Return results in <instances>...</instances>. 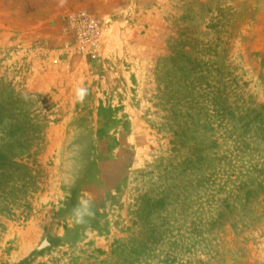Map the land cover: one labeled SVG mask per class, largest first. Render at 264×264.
I'll use <instances>...</instances> for the list:
<instances>
[{"label": "rangeland", "instance_id": "1", "mask_svg": "<svg viewBox=\"0 0 264 264\" xmlns=\"http://www.w3.org/2000/svg\"><path fill=\"white\" fill-rule=\"evenodd\" d=\"M7 143L0 264H264V0H0Z\"/></svg>", "mask_w": 264, "mask_h": 264}, {"label": "trees", "instance_id": "2", "mask_svg": "<svg viewBox=\"0 0 264 264\" xmlns=\"http://www.w3.org/2000/svg\"><path fill=\"white\" fill-rule=\"evenodd\" d=\"M12 149V144L11 143H7L5 144V146L0 147V205L2 202H4L6 205H8L7 209H10V201L13 199L11 198L12 193H14L15 190H18V186L14 185V182L10 183V179L12 178V173L11 171L12 169H10L12 167V165H14L15 169L19 170V168H25V174L29 173V169L27 164L24 163H17L13 160L10 159L9 157V151ZM9 183V184H8ZM22 186V185H19ZM8 188V190L6 191L5 189ZM34 189V188H33ZM33 189H31V191H34ZM7 193H9L8 196ZM8 198V199H7ZM5 199H7L6 201H4ZM3 211V208L0 207V212ZM138 255V253L136 254ZM138 258V257H136ZM130 259L128 260L129 262H127V264H131L135 261V259ZM115 264H125V261H121V262H116Z\"/></svg>", "mask_w": 264, "mask_h": 264}, {"label": "clouds", "instance_id": "3", "mask_svg": "<svg viewBox=\"0 0 264 264\" xmlns=\"http://www.w3.org/2000/svg\"><path fill=\"white\" fill-rule=\"evenodd\" d=\"M88 95V89L85 87H78L75 89V99L76 103H83ZM95 213L91 208L90 201L87 199H81L77 206L72 210V217L77 224L87 223L86 217H92Z\"/></svg>", "mask_w": 264, "mask_h": 264}, {"label": "built area", "instance_id": "4", "mask_svg": "<svg viewBox=\"0 0 264 264\" xmlns=\"http://www.w3.org/2000/svg\"><path fill=\"white\" fill-rule=\"evenodd\" d=\"M73 20H74V21L77 20V21L82 22V23H85V24L88 23V21L86 22V20H87L86 16H83V15L75 16V17L73 18ZM89 25H90V24H89ZM88 27H89V26H88ZM88 30L91 32V31H92V30H91V27H89Z\"/></svg>", "mask_w": 264, "mask_h": 264}]
</instances>
